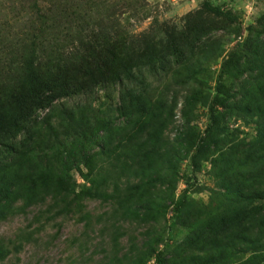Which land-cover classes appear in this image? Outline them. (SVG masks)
Masks as SVG:
<instances>
[{"label":"trees","instance_id":"16d2710c","mask_svg":"<svg viewBox=\"0 0 264 264\" xmlns=\"http://www.w3.org/2000/svg\"><path fill=\"white\" fill-rule=\"evenodd\" d=\"M181 21L79 31L72 57L25 41L13 83L2 70L12 51L0 53V221L45 203L49 218L103 223L109 248L95 264H264V12L245 29L231 4L204 0ZM80 94L89 101L61 100ZM183 161L192 173L207 165L212 184L181 173ZM203 191L206 201L191 195ZM86 199L109 209L93 216Z\"/></svg>","mask_w":264,"mask_h":264},{"label":"rangeland","instance_id":"374dc122","mask_svg":"<svg viewBox=\"0 0 264 264\" xmlns=\"http://www.w3.org/2000/svg\"><path fill=\"white\" fill-rule=\"evenodd\" d=\"M204 0H0V53L3 50L12 51V56L3 62L2 70L6 74L10 70L11 82L17 76L18 52L24 42L33 40L37 42V51L43 56L47 54L50 44L62 52L64 57H72L78 49V41L82 35L79 31L89 33L90 29L98 30L108 27L111 33L123 32L127 36L137 35L149 31L157 23L168 22L181 24V17L189 11L199 8ZM231 4L245 29L253 24L264 12V0H211ZM42 8V12L39 10ZM83 32V33H84ZM213 35L221 37L224 30L221 26L214 29ZM247 34L237 36L242 40ZM232 45V34L223 35ZM30 37V38H29ZM46 56H44L45 58ZM43 58V57H42ZM11 64V65H8ZM13 68V70H12ZM9 74V73H8ZM6 74V75H8ZM103 90H96L92 99L109 101L103 96ZM112 97V93H111ZM116 99V98H115ZM71 106L79 102L89 101L84 94L74 95L61 99ZM113 102V101H112ZM198 124L203 125L205 108L200 107ZM177 123L180 114L177 109ZM245 131L251 132L253 128L238 125ZM174 129H169L167 135L173 136ZM207 165L201 172L190 171L186 161L181 163L180 171L191 175L196 182L211 185L213 179L208 175ZM75 178L81 179L75 173ZM185 186L183 179L178 183V193ZM196 199L206 201V191L191 194ZM84 210L96 216L109 209L108 204L95 199L83 201ZM46 205H34L25 213L11 215L0 221V238L10 241L8 245L12 252L0 264H95L102 258L105 249L109 248V234L102 231L103 223L93 224L90 228L84 227V221L78 220L79 213L49 218L44 212ZM169 215V213H168ZM39 217L38 219L36 217ZM170 216V215H169ZM123 226L127 233L139 234L145 225L134 227L133 223L125 222ZM184 229L177 226L172 229L174 238L181 236ZM25 237V238H24ZM138 241L142 235H138ZM121 246L127 245V235L120 239ZM17 246V250L13 246Z\"/></svg>","mask_w":264,"mask_h":264}]
</instances>
